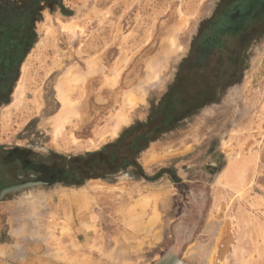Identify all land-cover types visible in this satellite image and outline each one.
I'll use <instances>...</instances> for the list:
<instances>
[{"label": "rangeland", "instance_id": "374dc122", "mask_svg": "<svg viewBox=\"0 0 264 264\" xmlns=\"http://www.w3.org/2000/svg\"><path fill=\"white\" fill-rule=\"evenodd\" d=\"M224 1L49 0L35 10L33 33L14 50L34 38L31 48L17 65L0 63V193L48 184L0 199V264H264V34L224 61L239 67L237 84L185 119L170 113L134 162L99 177L106 185L50 184L34 170L180 108L167 98L179 73L178 92L205 88L187 62Z\"/></svg>", "mask_w": 264, "mask_h": 264}, {"label": "flooded vegetation", "instance_id": "af4514ba", "mask_svg": "<svg viewBox=\"0 0 264 264\" xmlns=\"http://www.w3.org/2000/svg\"><path fill=\"white\" fill-rule=\"evenodd\" d=\"M209 19L208 27L206 29V25L201 27L199 43L195 50L197 59L187 62L188 74L193 76L194 72L203 77V80L207 82L204 83L205 88L194 89L189 85L190 92L186 96L183 92H178L182 78L181 73L177 74L167 98L175 97L174 102L180 108L168 106L167 115L163 118L161 117L163 114L159 119L158 116L152 117L151 119L155 121L153 130L160 124L162 125L165 119L170 121V113L176 114L177 120L185 119L188 115L205 107L207 103L218 99L217 92L220 85L237 84L239 67L235 63L224 61L233 55L236 56L241 43L248 37H258L260 34H264V0H225L219 4L214 15ZM229 43L233 46H229ZM213 57L216 62L212 61ZM193 66H195L194 69ZM197 70L198 72H196ZM178 100L183 102L180 103Z\"/></svg>", "mask_w": 264, "mask_h": 264}, {"label": "trees", "instance_id": "16d2710c", "mask_svg": "<svg viewBox=\"0 0 264 264\" xmlns=\"http://www.w3.org/2000/svg\"><path fill=\"white\" fill-rule=\"evenodd\" d=\"M48 1L49 0H28L26 7L20 9L17 6V1L0 0V49L4 50L0 57V63H3L5 68L8 69L12 65L19 64L31 48L34 38L30 40L26 47L24 46L20 55L17 56L18 51L14 50V48L23 44V39L25 38L24 32H27V29L28 35L33 33L32 23L35 10L36 13L41 12L43 4ZM21 13H24V17L14 20L15 18L13 16L15 14L20 15ZM16 25L19 27L20 32L16 38H8V40H6L7 32ZM8 46L12 48V51H10ZM11 52H13V54H9ZM7 73L8 71H5L4 75L6 76ZM154 127V119H149L140 126L128 129L113 143L107 144L97 151L67 157V160L59 167L45 166V168H42L40 164H38V166H35L36 168L34 170L39 173V176H41L40 178L47 180L50 184L61 183L65 185L81 186L88 179L114 174L125 163L134 162L133 157L137 149H143L147 146L149 143L148 134H150ZM14 150L20 151L23 149L14 148ZM15 159L16 161L18 160L20 164L22 156H15ZM82 161L87 162L86 167L89 166L86 176L82 174L84 168L81 163ZM72 180H74V182Z\"/></svg>", "mask_w": 264, "mask_h": 264}, {"label": "bare ground", "instance_id": "6f19581e", "mask_svg": "<svg viewBox=\"0 0 264 264\" xmlns=\"http://www.w3.org/2000/svg\"><path fill=\"white\" fill-rule=\"evenodd\" d=\"M67 26V25H66ZM70 26H68V28H69ZM60 90V89H59ZM23 92H24V90H23V86L20 84V85H18L17 86V88L15 89V92H14V102H13V104H15V105H18L19 104V102L21 101V98H22V95H23ZM61 94H62V101L64 102V103H66V98H65V96H64V93H63V91L61 90ZM13 107H15V106H13ZM66 108V107H65ZM67 109V108H66ZM9 110H7V112H8ZM125 116V115H124ZM64 119H66V116H65V118L63 117V119L61 120V124H59V126H60V128H62L63 127V121H64ZM123 121V120H122ZM58 126V127H59ZM56 130V132L58 133V131H59V128L57 129H55ZM119 126H117L116 128H114V130H113V133H112V135H114V137L115 136H118V133H119ZM156 158H150V160H155ZM149 160V161H150ZM148 161V160H147ZM90 185L89 186H93V185H101V186H103V185H106L104 182H102V181H100V180H92L90 183H89ZM115 185V184H114ZM113 185V186H114ZM120 185H122L123 186V184H120ZM116 186V185H115ZM112 188V187H111ZM81 189H85V188H83V187H81ZM116 189V188H115ZM121 189V188H120ZM123 189V188H122ZM70 192L71 191H68V193L69 194H67L68 195V200L70 201V203L72 204V202H74L75 200H72L71 199V196H73V194H75V193H73V194H70ZM74 197V196H73ZM38 198L39 199H37V200H34V201H31L30 202V205H31V209L34 211V209H35V205H37V204H40V202L42 201V199H40V197L38 196ZM35 199V198H34ZM146 201H147V199H146ZM75 203H76V201H75ZM70 204V206H72ZM29 205V204H28ZM148 205H149V203H148ZM157 210V209H156ZM92 227V226H91ZM229 227V226H228ZM222 253V252H221Z\"/></svg>", "mask_w": 264, "mask_h": 264}, {"label": "water", "instance_id": "95a60500", "mask_svg": "<svg viewBox=\"0 0 264 264\" xmlns=\"http://www.w3.org/2000/svg\"><path fill=\"white\" fill-rule=\"evenodd\" d=\"M42 184H47V183H45L43 181H39V180H34V181H27L24 183L5 187L0 193V199L4 198L6 195H8L10 193L17 192V191L23 190V189L28 188V187H34V186L42 185Z\"/></svg>", "mask_w": 264, "mask_h": 264}, {"label": "crops", "instance_id": "0c3cea01", "mask_svg": "<svg viewBox=\"0 0 264 264\" xmlns=\"http://www.w3.org/2000/svg\"><path fill=\"white\" fill-rule=\"evenodd\" d=\"M91 180H93V179H91ZM95 180H101V181L104 182L105 184L107 183L106 181H104V180H102V179H100V178L95 179Z\"/></svg>", "mask_w": 264, "mask_h": 264}]
</instances>
